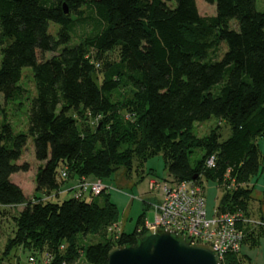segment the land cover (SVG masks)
<instances>
[{"label": "trees", "instance_id": "16d2710c", "mask_svg": "<svg viewBox=\"0 0 264 264\" xmlns=\"http://www.w3.org/2000/svg\"><path fill=\"white\" fill-rule=\"evenodd\" d=\"M205 1L215 4V15H201L196 0H0V98L22 95L25 67L36 86L27 133L14 134L10 123L0 130V214L23 205L13 217V236L0 247V264L20 248L29 254L27 264L33 256L75 264L80 253L90 264H108L113 245L136 244L149 232V207L116 243L112 235L83 243L79 236L106 232L119 220L107 188L99 194L103 203L88 192L62 202L53 197L67 192L62 186L72 178L105 181L121 168L132 175L135 166L144 178L140 169L159 152L166 179L194 181L203 190V180H212L223 190L215 207L254 220L240 223L241 250L224 261L251 264L243 246L264 238V196L253 195L264 174L258 141L264 137V10L257 0ZM51 22L59 25L56 35ZM77 25L91 27L78 41ZM221 43L227 49L219 59ZM45 52L56 53L46 59ZM212 117L230 125L228 138L221 139V124L196 135L195 123ZM30 138L40 162L32 198L12 179L31 169L20 163Z\"/></svg>", "mask_w": 264, "mask_h": 264}, {"label": "rangeland", "instance_id": "374dc122", "mask_svg": "<svg viewBox=\"0 0 264 264\" xmlns=\"http://www.w3.org/2000/svg\"><path fill=\"white\" fill-rule=\"evenodd\" d=\"M199 13L203 16H210L216 14V6L215 4H211L206 2L205 0H196ZM256 7L258 10H264V0H257ZM89 13V10H86V15ZM91 21V20H90ZM236 22V20H232L231 24ZM59 25L56 23H50V32L56 35ZM91 27L87 29L83 26L77 25L76 28V36L74 40L78 41L80 36L84 33V30H90ZM2 45L0 42V66L2 62ZM227 47L225 43H221L218 51L216 52L214 57L221 58ZM56 52H45L41 53V57L50 58ZM215 53V52H214ZM213 53V54H214ZM212 56V54L210 55ZM113 58H118L117 54H112ZM22 84L23 90L22 95L6 99L4 96L0 98V130L1 127L5 123H10L13 128V133H27L28 125H29V109L31 105V100L34 95H36V86L35 80L33 77V72L31 67H25L23 69V77L20 82ZM124 112V111H123ZM123 117L128 119L129 117L134 118V114L123 113ZM100 118L96 117L95 120L98 122ZM221 124V139H226L229 137L231 133V128L228 123L224 120H220L217 117H212L211 119L204 122H196L194 131L197 136L205 137L207 136L215 126ZM94 125V124H93ZM260 149L262 151L261 163L264 166V137L258 140ZM33 139H29L26 151L24 152L23 157L20 160L22 162H29L31 165V169L26 172H17L12 176L14 182L22 181L23 185H25V189L27 193L35 192L36 190V173L38 170V166L40 162L37 161L35 157V148H34ZM200 150H197L191 157V162L194 163L196 156ZM150 169L154 170V173H149ZM143 170V171H141ZM141 174H144V178L141 177L136 171V166L132 170V175L127 174L126 168L119 169L113 177L107 179L102 182L107 186V192L110 194V199L115 202L120 211V217L117 223H112L107 228L106 232H97L96 234H89L86 236H79L80 241L83 243H93L107 240L108 236L112 235V242H117V240L121 237V233L123 230L126 232H131L134 230L138 217L146 207H149L145 210V219L150 223H154L156 220V210L153 207V203L158 201L161 196V190L155 191L150 189V180L151 179H166L170 178L168 169L165 164V159L163 157V153L159 152L157 155L151 157L147 161H145L144 166L140 169ZM88 179H93L91 175L87 177ZM81 178H77L79 181ZM256 188L254 190L253 195L256 197L258 192H261L262 196H264V190L262 185L264 184V174L259 176V179L256 180ZM75 185V184H74ZM204 186V194L206 197V207L208 210V214L211 215L213 213L214 207L217 206L220 198L222 196L223 190L218 187V184L212 180H203ZM74 187L68 189L67 192H63L58 195H54V202H62L69 197L74 195L73 191ZM90 194V192H88ZM34 196V193L30 198ZM105 199V195L96 196V200L100 203H103ZM255 202V201H254ZM23 207H12L10 210L2 212L0 214V247L3 248L7 241V238L13 236L15 230V220L14 215L18 214L19 211L22 210ZM264 208V201H263ZM264 210V209H263ZM115 225V226H113ZM112 226V228H111ZM118 230V233L116 232ZM113 244V243H112ZM119 245V244H116ZM113 245V246H116ZM242 252L244 254H248L251 257V264H264V238L260 240L258 246L251 248L249 245H244ZM28 253L23 252L22 249H18L16 255L12 259H6L5 264H16L19 260L20 264H27L28 262ZM12 257V256H11ZM45 257H43L42 261H37L39 263L44 262ZM51 260V258H50ZM36 262V264H37ZM49 262L45 259L44 264H48ZM75 264H90L87 262L85 256L80 253V256L76 260Z\"/></svg>", "mask_w": 264, "mask_h": 264}, {"label": "built area", "instance_id": "2783aa9c", "mask_svg": "<svg viewBox=\"0 0 264 264\" xmlns=\"http://www.w3.org/2000/svg\"><path fill=\"white\" fill-rule=\"evenodd\" d=\"M214 160V156L210 157L207 165L215 166ZM61 174L67 177V169H63ZM73 187L76 197L86 192L99 195L107 188L101 179L96 178L86 179ZM150 189L155 191L160 189L161 198L153 203L156 220L154 223L146 222L149 230L170 229L187 237L193 244H208L219 255L221 264H225L227 254L238 253L241 250L245 232L239 225L254 221L246 218L242 211L223 212L215 207L213 213L209 215L204 190L194 181L172 182L168 179H151ZM36 262L34 256L30 257L29 264Z\"/></svg>", "mask_w": 264, "mask_h": 264}, {"label": "water", "instance_id": "95a60500", "mask_svg": "<svg viewBox=\"0 0 264 264\" xmlns=\"http://www.w3.org/2000/svg\"><path fill=\"white\" fill-rule=\"evenodd\" d=\"M108 264H221V261L208 244H193L173 230L153 228L136 244L113 246L108 252Z\"/></svg>", "mask_w": 264, "mask_h": 264}, {"label": "crops", "instance_id": "0c3cea01", "mask_svg": "<svg viewBox=\"0 0 264 264\" xmlns=\"http://www.w3.org/2000/svg\"><path fill=\"white\" fill-rule=\"evenodd\" d=\"M16 183L19 184L23 188V190H24V192H25L27 197L30 198V196L33 195L34 191L32 193H27L26 192L25 185H23L21 180L19 182H16ZM76 183H77V178L68 179L67 181H65L64 185L62 186V189L65 190V191H68V189L71 188L72 186H74V184H76ZM263 187H264V184L262 185V188ZM263 190H264V188H263ZM256 195H257L256 196L257 198H262L263 197L261 192H258ZM18 207H23V205H20ZM146 222H148V221H146Z\"/></svg>", "mask_w": 264, "mask_h": 264}]
</instances>
